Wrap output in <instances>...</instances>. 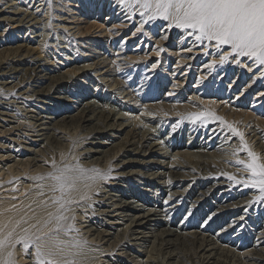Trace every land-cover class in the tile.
<instances>
[{
	"label": "bare ground",
	"instance_id": "1",
	"mask_svg": "<svg viewBox=\"0 0 264 264\" xmlns=\"http://www.w3.org/2000/svg\"><path fill=\"white\" fill-rule=\"evenodd\" d=\"M13 1L0 0V264H35L15 241L42 234L61 264H264L244 167L249 151L264 164V67L119 0ZM77 164L109 178L69 173L65 233L47 173Z\"/></svg>",
	"mask_w": 264,
	"mask_h": 264
},
{
	"label": "snow or ice",
	"instance_id": "2",
	"mask_svg": "<svg viewBox=\"0 0 264 264\" xmlns=\"http://www.w3.org/2000/svg\"><path fill=\"white\" fill-rule=\"evenodd\" d=\"M119 2L125 6H138L141 16L149 21L160 18L169 21V27L175 25L177 28L191 29L192 32L189 35L195 34L197 40L215 41L217 48L229 45L232 53H235L237 57H247L255 65L264 67V0H119ZM227 59V56H222L221 63ZM236 62L239 63V59ZM216 119L220 118L216 117ZM228 127L240 135L243 140L242 133L232 128L231 125ZM248 155L250 161L247 164L243 161L238 163L244 164V167L250 171L251 187L258 188L261 193L256 199L264 200V164L258 162L255 153L249 151ZM53 165L55 166V161ZM86 171L94 173L90 177L93 180L109 178L107 174L101 173L98 169L86 170L78 164L75 168L65 165L63 168L47 173V176L55 182L52 190L61 193L60 196L52 198L53 204L58 205L57 214L54 217L57 221L55 228L63 229L65 233L76 230L73 224H68L64 228L61 223L68 219L63 215V212L68 210L66 205L74 203L71 199H64V195L74 188L76 181V176H70L69 173ZM229 178L234 179V177ZM33 179L42 180L44 177L36 176ZM237 182L240 183V181ZM85 198L81 196L80 199ZM10 236L11 233H8L7 236L0 237V248L8 243ZM42 240L43 234L35 238L21 237L15 243H22L25 253L32 245H35V264H61L60 261L54 259L57 253L51 250L43 251V245L40 243ZM8 255L11 256V253ZM5 264H8V261H5ZM64 264H72V262L67 261Z\"/></svg>",
	"mask_w": 264,
	"mask_h": 264
},
{
	"label": "rangeland",
	"instance_id": "3",
	"mask_svg": "<svg viewBox=\"0 0 264 264\" xmlns=\"http://www.w3.org/2000/svg\"><path fill=\"white\" fill-rule=\"evenodd\" d=\"M26 1H27V0H26ZM13 2H19V0H14ZM57 22H59V21H53L51 24H53V25L55 24V25H54V27H55ZM51 24H49V25H50L49 27H52ZM49 27H48V26L45 27V28H48V30H47V29H46V31H45V29L43 30V32H45L47 35H48V34H51V35L48 36V38H49L50 40H54V39H57V41L61 40V41H59V45H60V46H64V45H66V46H67V49H68V47H69V49H70L69 51H72V48H74V47L72 46L71 41L68 39V37L65 35V33L62 32L61 29H60V30H59V29L57 30V28L52 29V30H53V31H52V30H50ZM43 28H44V27H43ZM52 28H53V27H52ZM55 29H56V30H55ZM54 30H55V31H54ZM50 32H51V33H50ZM54 32H55V33H54ZM37 33H41V30H39ZM56 33H57V34H56ZM62 33H63L64 36L62 35ZM54 35H55V36H54ZM56 35H58L60 38H59L58 36H57V38H56ZM60 35H62V36H60ZM65 37H66V38H65ZM61 38H62V39H61ZM64 38H65L68 42H66V40H64ZM139 39H140V38H139ZM63 40H64L67 44L64 43ZM62 42H63L64 44H63ZM118 42H119V40H118ZM118 42L116 43V46H119V43H118ZM61 43H62V45H61ZM70 43H71V44H70ZM68 44H69V46H68ZM142 44H144V43H142ZM70 45H71V46H70ZM126 45H127V44H126ZM131 47H134V46H131ZM76 54H77V53H76ZM75 56H77V55H75ZM80 64H82V63H80ZM91 67L93 68V66H91ZM107 83H108V82H107ZM225 84H226V83H225ZM91 85H92V84H91ZM92 86H93V85H92ZM86 88H87V87H86ZM187 96H190V93H188ZM231 100H232V99H230V101H231ZM129 103L132 104L131 102H129ZM135 108H136V107H135ZM137 108H138V107H137ZM132 111H133V112H132ZM126 112H128V111H126ZM129 112H132V114H138V115L140 114V111H137V109L130 110ZM186 264H187V263H186Z\"/></svg>",
	"mask_w": 264,
	"mask_h": 264
}]
</instances>
